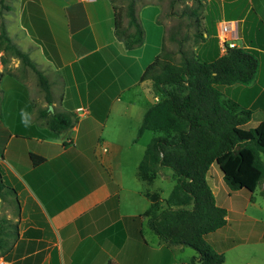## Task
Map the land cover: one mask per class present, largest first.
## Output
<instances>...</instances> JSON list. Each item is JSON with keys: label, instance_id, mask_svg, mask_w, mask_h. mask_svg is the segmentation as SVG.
I'll list each match as a JSON object with an SVG mask.
<instances>
[{"label": "crops", "instance_id": "1", "mask_svg": "<svg viewBox=\"0 0 264 264\" xmlns=\"http://www.w3.org/2000/svg\"><path fill=\"white\" fill-rule=\"evenodd\" d=\"M64 2V7L45 12L52 41L39 33L33 35L25 25L16 30L18 36L7 29L46 74L52 103L47 102L40 86L34 88L32 69H21L20 61L12 58L10 70L5 71L0 60L1 175L8 177L15 189L19 207L14 231L9 235L10 250L0 256V264H107L110 259L118 264H192V257L198 254L195 249L170 245L147 226L144 213L152 203L149 195L158 193L162 204L169 195L163 198L162 191L141 185L152 184L161 170L153 182L139 176L138 165L157 133L146 130L134 140L146 109L162 97L148 80H141L146 67L160 52L156 50L146 60L147 41L153 36L147 33L141 16L144 9L155 13L153 29L161 37L164 30L163 45L166 27L162 30L157 16L162 6L155 2L140 10L144 43L127 49L114 33L113 7L108 9L105 4L103 8L102 0ZM216 2L219 21L238 22L236 45L252 51L259 59L257 76L246 88L252 95L250 101L260 99L264 93L257 84L264 83V0ZM107 46L112 47L99 59L114 69L113 81L118 85L112 91L105 81L87 73L94 61L81 64ZM35 47L42 50L44 58L40 62L33 58ZM0 53L1 58L3 52ZM79 107L86 112L77 113ZM46 108L70 111L73 127L59 135L50 131ZM22 110L27 126L22 123ZM148 132L152 134L141 144L143 155L138 149L134 155L131 146ZM31 153L45 160L35 165ZM215 164L218 163L212 164L207 176L210 186L214 176L224 181L223 172L219 176L213 169ZM231 191L232 205L222 206L227 210L226 224L208 233L206 239L224 254L223 264L231 250L236 252L231 264H257L246 254L264 244V223L257 229V223L252 224L256 220L243 213L247 201L245 206L238 204L234 198L239 190ZM232 230L235 234L230 235Z\"/></svg>", "mask_w": 264, "mask_h": 264}, {"label": "trees", "instance_id": "2", "mask_svg": "<svg viewBox=\"0 0 264 264\" xmlns=\"http://www.w3.org/2000/svg\"><path fill=\"white\" fill-rule=\"evenodd\" d=\"M110 1L115 36L127 49L142 45L144 28L136 10L138 0ZM179 1L182 0H171L172 7ZM203 1L193 0V5H186L182 10L189 20L195 18L199 26ZM1 6L10 8L3 0H0ZM125 17L128 18L126 23ZM43 21L44 24L42 19H34L38 26L36 30L41 37L52 41L48 24L45 19ZM177 34L172 32L170 39L178 40ZM188 36V33L184 34L178 40L177 51L163 47L141 76V80H148L162 97L146 109L134 140L146 130L163 134L152 137L147 144L138 165L139 176L153 182L157 172L168 167L175 177V184L164 204L158 193L149 195L152 203L144 216L147 217V226L166 243L195 249L198 254L192 257V264H223L224 254L213 248L206 235L226 224L227 210L217 203L207 176L216 162L230 190L255 189L264 178V134L260 133V126H251L253 111L225 98L220 86L251 84L259 70V59L241 46L229 47L221 55L204 59L184 48ZM208 36L206 30H199L194 34L195 43L206 41ZM0 52H3L0 60L5 67L16 58L21 69H32L47 102L52 103L49 79L29 52L21 49L9 35L1 14ZM45 53L48 54L46 48ZM44 114L49 115L47 126L55 134H62L74 125L70 112L48 111L46 108ZM241 130L249 136L244 137ZM247 152L251 155V168L257 172L255 176L244 173ZM31 158L35 165L45 160L34 153ZM6 190L16 195L15 189L4 184L1 176V198ZM10 233L8 226L0 222V256H6L10 250ZM107 264L118 263L110 259Z\"/></svg>", "mask_w": 264, "mask_h": 264}, {"label": "rangeland", "instance_id": "3", "mask_svg": "<svg viewBox=\"0 0 264 264\" xmlns=\"http://www.w3.org/2000/svg\"><path fill=\"white\" fill-rule=\"evenodd\" d=\"M64 1L65 0H3V3L5 5H9L10 8L7 9L4 6H1L0 14L1 17L5 19L6 28L9 31L13 32L15 35L17 36L19 35L18 34L19 32H17L16 30H18V27L20 25L27 26L28 29L33 33V35H36L38 33V31L36 30L38 26L35 25L34 19L37 20L42 19L43 24H44L43 20L45 19V22L48 24L45 12L47 11L49 12L50 9L53 8L64 7L65 4ZM155 2H158L162 6L161 11L157 13V16H159L158 23L162 26V30L164 26L166 27V40L165 43H163V45L161 38H163L164 30L162 31V37H161V33L159 35V32L158 33L154 32L153 25H154L155 17L153 15L155 13L151 14L150 10L144 9L146 4H153ZM203 2L204 4L201 11L202 19H201V24L199 26L198 24L195 23V18H193L191 21L186 15L182 13V10L186 5L194 4L193 0L179 1L175 3L173 7L171 5V0H138L137 1L136 3L137 13L139 15L140 10L144 9V14L143 17L141 16V18L144 22V26L149 36L154 37V38L150 37L149 40L147 41V46H146L147 52L145 54L147 61L152 58L156 50H160L161 52L163 47H165L166 49L177 51L178 40L184 34L187 33L189 35L188 40L184 43V48L186 50L190 51L191 53H197L200 57L204 59H211L222 54L221 46H220V37H219L220 22H222V20L219 21L217 16V2L216 0H210V1L204 0ZM100 3L104 5V7L102 6L103 8H105V4H106V8L108 7V9L112 7V3L110 0H102V2ZM30 18H32L33 24ZM127 19H128L127 17L124 18L125 23L127 22ZM199 30L201 31L206 30L209 36L207 37L206 41L195 43L194 34L197 33ZM172 32L178 33L176 35L178 40L170 39L169 35L172 34ZM235 41L238 40L236 39ZM94 44L95 43H92L90 46L92 47ZM110 47L112 46H107L103 50H98L92 53L91 55H89V57L82 60L81 64L84 65L87 62L94 61V64L87 69V73L96 75V77H98L99 80L102 79L103 81H105L108 90L112 91V89H117V85H118L113 81L115 77L114 69L111 64L107 63V61L101 63L99 59V57L103 54V52H106ZM32 54H33V58L36 61L40 62L44 58L42 50H40L39 48L36 47L33 48ZM179 56L180 55L177 54V58H179ZM11 62L12 59L6 65L5 71L10 70L9 64H11ZM31 81H33L34 88L37 89V87H39V83L35 73H33ZM257 84L260 88L259 90L264 91L263 81L257 82ZM246 86L248 85L234 84L233 86L221 85L220 88L223 91L225 98H231L237 101L243 108H249L253 111V113L255 112L253 114L251 126H260L259 131L260 133L264 134V93L262 95V98L254 99L253 101H250L252 95L250 94L251 92H249ZM104 98H106V96H104ZM156 133L157 135L163 134L162 132H156ZM150 134H152V132H148V134H146L143 138H141L138 144H134L133 146H131L134 155L137 153V149L138 151H140L141 154L140 156L143 155V149L141 148L142 147L141 144L144 143L145 140H150L149 139ZM241 134L244 137L249 136L244 130H241ZM138 139L139 137L136 139V141ZM262 159L264 161V154H262ZM250 161H251V155L249 152H247L246 163L244 165V173L246 176H251V175L255 176L257 172L253 168H251ZM213 167H214L213 169L216 170L220 176L221 170L218 164H215V166ZM161 172L168 173L171 175V177L170 178L168 176L162 177ZM1 174H3L2 168L0 171V181L2 176ZM174 178L175 177L173 170L168 167H163L159 175L157 176L156 180L152 184L148 185L145 182L144 183L141 182V185H144V187L149 188L152 191H162L161 192L162 197L166 198L170 194L175 184ZM2 180L3 183L6 184L7 186H12L9 184L10 181L8 177H5V179L3 178ZM211 187L216 192V195L218 196V202L221 206L227 207L232 205V199L229 196V192L232 193V191L228 188V186L224 183L223 180L218 181L217 177L214 176L213 178H211ZM7 190L5 191L6 192L5 196L3 198L0 197V222L6 224L10 229V231L13 232L14 226L16 224L15 219L19 214V207H18L16 195L7 193ZM235 195L237 196L234 198V201L237 202L238 204L243 205L244 202L247 201L246 206L244 204L245 208L243 210V213L246 215L247 218H252L256 220L255 222H252V224L255 225L257 223L256 228L259 229L260 227L261 229L264 223V178L263 181H259L255 189L249 190L247 188H244L242 190H239ZM125 199H126V195H125ZM143 200L148 203L147 198ZM231 226H233V224H231ZM233 229L235 228L233 227ZM233 234H235V231L232 230L230 232V235ZM258 247L259 249L247 253L246 258L253 257L252 258L253 262H256L257 264H264V244H260ZM227 257L228 260L226 264H231L232 259L236 257L235 250L229 251L227 253ZM182 260H186V258H183Z\"/></svg>", "mask_w": 264, "mask_h": 264}, {"label": "built area", "instance_id": "4", "mask_svg": "<svg viewBox=\"0 0 264 264\" xmlns=\"http://www.w3.org/2000/svg\"><path fill=\"white\" fill-rule=\"evenodd\" d=\"M219 37L222 52H225L229 47L237 46L235 40L238 38V22L233 20L220 22ZM85 110V108L79 107L77 113H84Z\"/></svg>", "mask_w": 264, "mask_h": 264}, {"label": "clouds", "instance_id": "5", "mask_svg": "<svg viewBox=\"0 0 264 264\" xmlns=\"http://www.w3.org/2000/svg\"><path fill=\"white\" fill-rule=\"evenodd\" d=\"M24 117H26V113L22 110V123H25V125L27 126V119Z\"/></svg>", "mask_w": 264, "mask_h": 264}, {"label": "water", "instance_id": "6", "mask_svg": "<svg viewBox=\"0 0 264 264\" xmlns=\"http://www.w3.org/2000/svg\"><path fill=\"white\" fill-rule=\"evenodd\" d=\"M49 108L52 109V105H50Z\"/></svg>", "mask_w": 264, "mask_h": 264}]
</instances>
